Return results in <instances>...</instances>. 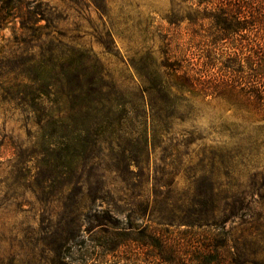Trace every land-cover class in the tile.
I'll return each mask as SVG.
<instances>
[{
    "label": "trees",
    "instance_id": "obj_1",
    "mask_svg": "<svg viewBox=\"0 0 264 264\" xmlns=\"http://www.w3.org/2000/svg\"><path fill=\"white\" fill-rule=\"evenodd\" d=\"M65 1L81 3L87 12L94 9L100 15L109 13L108 0ZM200 2L206 4L201 15L189 16L190 26L198 25L201 29V32L195 29L189 44L200 52L198 59L191 56L193 50L189 48L178 55L171 47L167 48L162 61L149 48L137 52L130 58L129 66L139 86L131 87L119 85L92 51L64 44L57 36L60 15L46 0H0V39L5 38L6 29L18 24L21 33L14 31L12 43L32 47L34 41L40 42V52L31 54L28 62L21 61L22 65H28L26 67L17 69V60L10 63L4 57L5 62L0 61V76L23 78L24 81L9 85L7 90L16 98L23 94L38 102L34 110L37 124L44 130L53 129L49 136L51 146L65 145L66 154L58 156L61 162L64 161L62 157L70 161L75 170L84 169L95 161L93 153L86 154L91 146L86 142L93 129L142 128L140 136L121 135L116 139L127 143L136 141L144 152L158 140L162 143L171 130L191 118L199 109V102L219 103L228 111L241 113L246 123L221 119L220 125L212 127L226 136V140L223 146L220 144L199 153L203 170L199 176L187 177L194 191L193 198H189L185 206L187 212L183 207L169 209L166 204L170 199L163 200V205L157 207L151 206L150 201L141 202L138 206L132 205L128 222L121 226L117 215L124 209L98 206V201L104 203L105 199L95 191L89 204L78 200L73 232L80 235L87 220L91 225L87 229L89 233L99 230L103 236L117 238L134 234L145 238L148 247L174 253L178 251L177 246L163 242L162 237L175 233L168 228L179 220L187 226L209 229L205 232L203 264H213L217 258L219 264H264L263 250L259 251L263 242L264 182L253 178L250 185L245 184L239 178L242 172L236 171L238 167L234 165L260 155L264 145V135H251V129L264 128V0ZM177 20L173 17L170 22L178 25ZM44 36L50 37L48 53L43 49ZM41 77L42 85L37 81ZM149 130L154 132L152 136ZM193 136L194 133L188 139L183 136L181 145L186 141L188 144L194 142L197 137ZM98 138L94 141L99 142ZM53 140L61 141L57 144ZM141 154L137 159L122 154L119 163H124L126 169L133 165L139 167L144 163ZM232 161L235 162L231 166ZM248 171L250 175L252 172ZM130 178L133 180V176ZM77 187L84 196L85 185ZM150 206L151 215L146 223H138L134 218L144 220ZM236 220L245 227L239 238L233 236L232 229L226 230L227 224ZM154 224L165 230L157 231ZM212 230L217 231L214 237V233H210ZM40 232L42 234V227ZM65 232L66 227L58 225L52 234ZM123 245L117 243L108 250L111 252Z\"/></svg>",
    "mask_w": 264,
    "mask_h": 264
},
{
    "label": "rangeland",
    "instance_id": "obj_2",
    "mask_svg": "<svg viewBox=\"0 0 264 264\" xmlns=\"http://www.w3.org/2000/svg\"><path fill=\"white\" fill-rule=\"evenodd\" d=\"M46 1L60 15L57 36L68 46L92 51L119 85L139 86L129 61L137 52L147 48L159 61L165 59V50L170 47L175 55L186 48L193 50L191 56L195 59L200 54L196 48L189 47L195 29L201 32L198 25L190 26L189 16L201 15L206 5L201 4V0H108L109 13L103 15L94 9L87 12L81 3ZM173 17L178 19V25L170 22ZM14 31L21 33L18 24L3 32L5 38L0 39V61L5 62L4 57L10 63L17 60V69H21L28 66L22 65L21 61L28 62L31 54L40 52V42L34 41L32 47L12 43ZM43 39V49L48 53L50 37L44 36ZM41 70L38 67V71ZM13 77L0 76V264H203L207 228L187 226L179 220L172 223L168 229L175 233L162 239L173 247L177 246L178 251L174 253L148 247L145 238L134 234L117 238L103 236L99 230L89 233L87 229L91 225L87 220L77 236L73 232L77 203L82 200L89 204L90 196L97 191L105 199L104 203L99 200L98 206L124 209L117 215L121 226L128 222L132 205L138 206L141 202L146 204L150 201L151 206L155 204L157 207L163 205V200L170 199L166 204L169 209L183 207L187 212L185 206L194 195L187 177L199 176L203 170L204 163L199 153L220 144L223 146L226 140V136L212 127L220 125L221 119L246 123V117L244 119L241 113L226 110L219 103L199 102V109L191 118L171 130L162 143L159 144L158 140L144 152L136 141L127 143L116 139L121 135L140 136L142 128L93 129L86 142L88 146L91 144L86 154L93 153L95 161L84 169L75 170L70 161L62 157L64 161L61 162L58 156L59 153L66 154V146L58 144L61 140H53L58 145L51 146L49 136L53 129L44 130L37 124L34 110L38 102L25 98L23 94L16 98L7 90L9 85L24 81L21 77ZM37 81L42 85V77ZM152 133L149 130L151 136ZM191 133L197 139L181 145L183 136L188 139ZM251 135H264V128L251 129ZM97 137L99 142L94 141ZM140 152L144 163L139 167L133 165L126 169L124 163H119L123 159L120 155L137 159ZM234 162L229 164L232 166ZM234 165L238 167L236 171L242 172L239 178L245 184L250 185L253 178L263 183L264 145L260 155L247 161H237ZM247 169L252 172L250 175ZM259 172L262 173L258 175ZM138 175L139 179L134 180ZM135 183L140 186L135 187ZM81 184L85 185L84 196L78 191L77 185ZM151 206L144 220L134 219L145 224L151 215ZM240 222L236 220L226 226V230L232 229L236 238L241 237L245 228ZM58 225L66 227L63 235L52 234ZM154 227L157 231L165 230L163 226L154 224ZM261 231L263 242L259 251L264 253V226ZM210 233H214V237L217 231ZM117 243L124 245L109 252L108 249ZM219 261L217 258L213 264H219Z\"/></svg>",
    "mask_w": 264,
    "mask_h": 264
}]
</instances>
